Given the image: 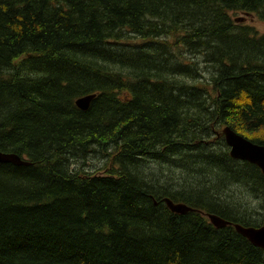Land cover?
I'll use <instances>...</instances> for the list:
<instances>
[{
    "label": "trees",
    "instance_id": "1",
    "mask_svg": "<svg viewBox=\"0 0 264 264\" xmlns=\"http://www.w3.org/2000/svg\"><path fill=\"white\" fill-rule=\"evenodd\" d=\"M238 14L264 0H0V151L27 162H0V264H264L234 227L264 225V172L221 132L264 145Z\"/></svg>",
    "mask_w": 264,
    "mask_h": 264
},
{
    "label": "water",
    "instance_id": "2",
    "mask_svg": "<svg viewBox=\"0 0 264 264\" xmlns=\"http://www.w3.org/2000/svg\"><path fill=\"white\" fill-rule=\"evenodd\" d=\"M235 20L237 22H243L245 17H237ZM94 97L95 94L83 95L76 100V104L79 108L86 110L89 108L91 100ZM222 132L225 135L227 144L230 146V154L232 157L254 163L264 172V145L253 142L252 140L234 131L230 126H225L222 129ZM0 162H12L19 165L27 163L25 159L21 158V156L15 153L3 151H0ZM165 201L170 209L175 212L184 214L187 211L192 210L191 207L184 203H174L169 198H166ZM208 216L211 222L218 228H223L231 224L233 225L231 221L225 220L218 215L209 214ZM234 226L236 230L248 238L252 244L264 248V225L254 227L243 226L235 223Z\"/></svg>",
    "mask_w": 264,
    "mask_h": 264
},
{
    "label": "rangeland",
    "instance_id": "3",
    "mask_svg": "<svg viewBox=\"0 0 264 264\" xmlns=\"http://www.w3.org/2000/svg\"><path fill=\"white\" fill-rule=\"evenodd\" d=\"M245 15H242V14H238L236 16L237 17H243ZM243 23H247V24H252V25H255L259 30L263 31L264 30V20H261L259 18H257L256 16H248L244 21ZM159 173V171H158ZM176 173H178V171H176ZM180 175H179V179H180Z\"/></svg>",
    "mask_w": 264,
    "mask_h": 264
}]
</instances>
